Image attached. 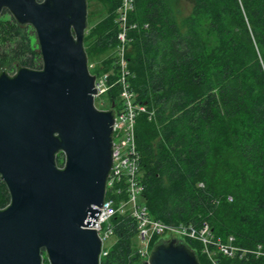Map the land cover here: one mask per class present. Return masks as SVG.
Here are the masks:
<instances>
[{
    "label": "trees",
    "instance_id": "16d2710c",
    "mask_svg": "<svg viewBox=\"0 0 264 264\" xmlns=\"http://www.w3.org/2000/svg\"><path fill=\"white\" fill-rule=\"evenodd\" d=\"M182 1L191 4L185 17ZM95 3L106 8L105 16L85 29L86 57L107 49L113 54L116 47L117 0ZM133 3L128 17L136 27L124 57L135 99L153 113H139L134 124L145 208L162 223H206L215 239L233 237L236 247L264 249V0ZM11 21L16 25L2 32L13 43L0 54V67L14 61L39 69L33 58L40 51L32 48L26 25ZM113 62L107 58L96 71L115 73ZM117 92L109 94L113 103ZM211 160L233 165L234 184L213 177ZM0 190L1 209L8 203L2 181ZM110 222L114 243L100 264H136L137 224L128 213ZM184 243L197 263L209 264L199 243ZM214 255L219 264H264V258Z\"/></svg>",
    "mask_w": 264,
    "mask_h": 264
},
{
    "label": "water",
    "instance_id": "95a60500",
    "mask_svg": "<svg viewBox=\"0 0 264 264\" xmlns=\"http://www.w3.org/2000/svg\"><path fill=\"white\" fill-rule=\"evenodd\" d=\"M86 10V0H0V14L33 29L42 62L0 72V181L9 201L0 209V264H99L101 239L87 218L91 206L102 209L114 118L92 100ZM195 256L170 239L140 264H199Z\"/></svg>",
    "mask_w": 264,
    "mask_h": 264
},
{
    "label": "built area",
    "instance_id": "2783aa9c",
    "mask_svg": "<svg viewBox=\"0 0 264 264\" xmlns=\"http://www.w3.org/2000/svg\"><path fill=\"white\" fill-rule=\"evenodd\" d=\"M115 10L117 35L115 37L116 47L114 51V62L112 67L115 73L91 72L93 64L87 66L89 74L94 76L93 85L95 97L106 95L110 101L107 109L111 110L114 120L111 128V166L109 175L106 178L104 189L102 209L97 211L96 206H91L94 210V216L88 217V225L95 226L93 230L98 239H101L100 259L108 255L110 247L105 248L103 244L112 237L113 225L110 219L116 214H129L137 224L136 238L139 241L136 252L138 260H148L151 254V248L157 242L170 241L176 242L194 241L199 243L202 254L207 258L209 264H219L214 258L215 253L232 258H264V249L260 245H254L253 248H241L233 245V237L227 238L225 242L215 239L209 231V226L203 223L201 226H195L186 223L165 224L157 219H152L148 210L143 204V184L139 182L140 171L138 169L140 155L136 150L135 120L139 113L147 114L149 118L153 115L152 111H147L144 104L135 99V93L130 86V78H133L131 72L127 69V59L124 53L127 50L129 32L136 27V23H129L128 15L133 11V0H117ZM117 89L116 103L110 100V93ZM113 103V106H112ZM231 198L227 199L230 201ZM84 229L88 228L86 225ZM166 240H161L162 237ZM186 245V244H185Z\"/></svg>",
    "mask_w": 264,
    "mask_h": 264
},
{
    "label": "rangeland",
    "instance_id": "374dc122",
    "mask_svg": "<svg viewBox=\"0 0 264 264\" xmlns=\"http://www.w3.org/2000/svg\"><path fill=\"white\" fill-rule=\"evenodd\" d=\"M86 5H87V10H86L87 24H86V28L95 27L98 24V22L100 21V19H102L105 16V9L106 8L101 6V5L96 4L95 0H86ZM190 6H191V4H190L189 1L188 2L187 1H182L180 9H181V15L183 17L188 16V13H189V10H190ZM8 13H9L8 11H5V12L3 11L0 14V25H1V27H0V54L10 50L9 47L13 43V42H11V40L9 41V39L7 38V35L3 34V32H2V30L7 31L6 27L9 25V23L12 24L13 26L16 25L15 23H13V21H11V19H12L11 15L8 14ZM115 17H116V15H115ZM116 19H117V17L115 18V22H116ZM23 26H25V29L27 30V32L31 36L32 48H34L35 50H38L37 43H36L37 39H36V35L34 34L33 29L27 24H23L22 27ZM84 44H87V43H84ZM89 49H90V47H89ZM111 51H112L111 49H107L106 51H103V52H95L93 54H92V52H89L87 54L88 63L94 65L93 68L91 69V72H94V71H96L98 69H101L103 67V65H104L102 63L105 60H107V58H114V55H115L114 51L115 50L113 51V54H112ZM132 51H133V49H131V47H130L128 52L132 53ZM124 55H125V53H124ZM33 62H34V65L36 67L39 64H41L42 62L40 60V55L38 57H34L33 58ZM19 66H20V63L13 61L10 67H8V66H5L3 68L0 67V69L6 71L8 74H11V72H13ZM101 70L96 71V72L97 73L103 72ZM94 101H95V104L97 105L96 107H98L99 109H107L110 106V101H109V99H108V97L106 95L101 96V97H96ZM228 165H231V163L228 162ZM209 166H210L209 170H211V172L214 173L213 177L215 179L221 180L220 182H222V179H224V180L227 179L226 180L227 183L234 184L233 179H231L233 174L230 175V171L233 170L232 169L233 165L227 167L225 165H221V163H219L216 160H211ZM202 186H203V184L199 183L198 187L201 188ZM2 192H4V191L0 190V197L2 196ZM166 239H167V237H165V236L161 238V240H166ZM113 243H114V239L111 237L108 240H106L105 244H103V245H104L105 248H108V247H111V245H113ZM138 245H139V241H138L137 238H135L133 240V243H132L133 249L134 250L137 249ZM141 262L142 261L139 260L136 264H140ZM129 264H131V263H129ZM132 264H135V262L132 263Z\"/></svg>",
    "mask_w": 264,
    "mask_h": 264
},
{
    "label": "flooded vegetation",
    "instance_id": "af4514ba",
    "mask_svg": "<svg viewBox=\"0 0 264 264\" xmlns=\"http://www.w3.org/2000/svg\"><path fill=\"white\" fill-rule=\"evenodd\" d=\"M1 182V181H0ZM8 192V191H7ZM7 196H8V194H7ZM8 203H9V201H8ZM8 203L7 204H5L4 206H7L8 205ZM4 206H2V207H4ZM2 209V208H1Z\"/></svg>",
    "mask_w": 264,
    "mask_h": 264
}]
</instances>
